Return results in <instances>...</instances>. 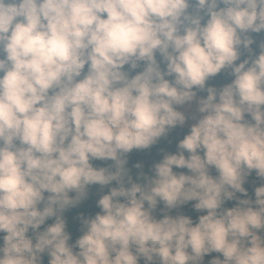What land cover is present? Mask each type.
<instances>
[{
	"label": "clouds",
	"instance_id": "9594fccd",
	"mask_svg": "<svg viewBox=\"0 0 264 264\" xmlns=\"http://www.w3.org/2000/svg\"><path fill=\"white\" fill-rule=\"evenodd\" d=\"M0 264H264V0H0Z\"/></svg>",
	"mask_w": 264,
	"mask_h": 264
},
{
	"label": "trees",
	"instance_id": "16d2710c",
	"mask_svg": "<svg viewBox=\"0 0 264 264\" xmlns=\"http://www.w3.org/2000/svg\"><path fill=\"white\" fill-rule=\"evenodd\" d=\"M220 81V78L217 77L216 80L214 81H211L210 83H218ZM168 150L170 151H175V146L174 144H172L171 146H169ZM156 151V149L154 148L152 150V153L154 154ZM132 160H145L147 159V156L145 153H133L132 154V157H131ZM98 163V162H97ZM247 186V185H246ZM249 191H251V189H249ZM228 206H231L230 204ZM96 211H98V209H96L94 207V198L93 199H90V201L88 202V207H87V212L88 214H94ZM187 214H191L193 215V218H195L194 214H192L188 209H185L184 210ZM69 216V220L71 221V216L74 215V212L72 213H69L67 214ZM69 230L72 232L73 234V240L76 238V236L79 235V233L75 230V228L71 225V222H70V227H69ZM207 259V258H206Z\"/></svg>",
	"mask_w": 264,
	"mask_h": 264
}]
</instances>
